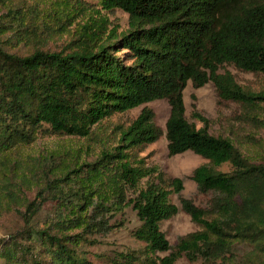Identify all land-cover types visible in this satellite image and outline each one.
Masks as SVG:
<instances>
[{"label":"trees","instance_id":"16d2710c","mask_svg":"<svg viewBox=\"0 0 264 264\" xmlns=\"http://www.w3.org/2000/svg\"><path fill=\"white\" fill-rule=\"evenodd\" d=\"M97 5L0 0V223L13 216L0 236V264H264V91L244 88L225 67L264 75V0ZM116 9L127 14L125 29L107 28L101 11ZM189 81L211 82L218 102H234L246 131L214 134L197 110L202 125L189 122ZM157 99L169 105L164 132L144 106L103 141L111 117ZM163 133L168 155L206 160L188 176L203 204L182 195L183 178L139 155ZM50 135L83 142L30 148ZM127 209L141 247L92 255L127 227ZM179 210L196 229L171 244L161 223Z\"/></svg>","mask_w":264,"mask_h":264},{"label":"rangeland","instance_id":"374dc122","mask_svg":"<svg viewBox=\"0 0 264 264\" xmlns=\"http://www.w3.org/2000/svg\"><path fill=\"white\" fill-rule=\"evenodd\" d=\"M86 1L92 5V8H94L93 10H100L95 9L98 8L97 0ZM101 13L104 17L108 18V29L114 25L118 26V30H122L127 27L128 17L124 11L116 9L112 13H105L103 11H101ZM92 16L93 18H96L97 14L93 11ZM60 42L61 39H57L50 42L49 45L54 48L58 46ZM15 49V47H10V50ZM19 49L22 52L25 51L23 46H21ZM225 67L232 72L236 81L244 88L253 91H264L263 74L244 72L231 65H226ZM183 97L186 118L189 122L195 124L196 127H200L202 124L192 115L194 110L199 111L208 119L209 131L214 134H223L234 138V134L232 133L233 131L235 133L246 131L245 128L247 127L243 126L240 121L236 119L239 107L234 102L230 101L218 102L215 88L211 82H208L199 88H195L189 81L184 88ZM144 106L150 107L154 111L155 122L164 132L165 121L169 114V105L165 99H157L133 108L122 115L111 117L110 120L106 121L101 127L103 130V141L108 142L112 140L115 135L116 125L128 124L137 116ZM243 128L244 130H242ZM82 142L83 140L81 138L69 137L66 135H50L37 139L36 142L30 146V148L37 151L43 148L53 149L58 147L80 146L82 145ZM100 145L102 144H96L94 149L97 150ZM139 155L144 157V160L147 164L160 165L169 176L183 178L184 189L182 191V195L184 197L192 198L197 204L204 203L206 197L195 194V183L188 177L196 166L206 161L200 155L195 154L192 151H185L172 156L168 155L164 133L155 142L148 144L139 153ZM228 168V164H223L219 169L228 170ZM172 200L174 203L178 204V200L175 196H172ZM126 214L128 219L126 222L127 227L109 234L102 241V243L91 247L90 252L92 255L99 253L103 255L104 253L113 250L127 251L129 249L141 247V243L135 240L130 233L131 228L137 224L134 213L132 210L127 209ZM12 223V215H5L2 218L0 223V236L5 233L6 227L11 226ZM161 229L165 233L169 242L174 244L177 236L195 230L196 225L192 222L190 216L186 212L179 210L177 214L161 223ZM93 258L95 262H100L99 264H103L102 260H98L95 257ZM178 264L188 263L181 259L178 261Z\"/></svg>","mask_w":264,"mask_h":264}]
</instances>
